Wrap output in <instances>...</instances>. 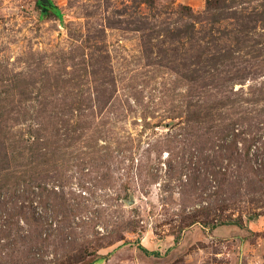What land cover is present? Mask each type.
Returning a JSON list of instances; mask_svg holds the SVG:
<instances>
[{
	"label": "rangeland",
	"instance_id": "374dc122",
	"mask_svg": "<svg viewBox=\"0 0 264 264\" xmlns=\"http://www.w3.org/2000/svg\"><path fill=\"white\" fill-rule=\"evenodd\" d=\"M0 0V264H264V0Z\"/></svg>",
	"mask_w": 264,
	"mask_h": 264
},
{
	"label": "trees",
	"instance_id": "16d2710c",
	"mask_svg": "<svg viewBox=\"0 0 264 264\" xmlns=\"http://www.w3.org/2000/svg\"><path fill=\"white\" fill-rule=\"evenodd\" d=\"M40 4H41V6H42L43 8H45L46 11H47L48 9H52V10H54L58 15L60 14L58 8L55 7L52 3L49 4V5H44L42 2H40Z\"/></svg>",
	"mask_w": 264,
	"mask_h": 264
},
{
	"label": "water",
	"instance_id": "95a60500",
	"mask_svg": "<svg viewBox=\"0 0 264 264\" xmlns=\"http://www.w3.org/2000/svg\"><path fill=\"white\" fill-rule=\"evenodd\" d=\"M41 2H42L44 5H49V4H51L50 0H41Z\"/></svg>",
	"mask_w": 264,
	"mask_h": 264
}]
</instances>
